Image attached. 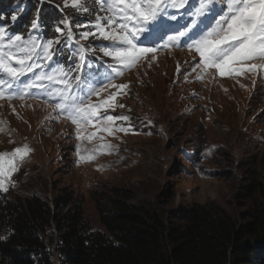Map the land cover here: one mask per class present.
Segmentation results:
<instances>
[{"label": "rangeland", "instance_id": "374dc122", "mask_svg": "<svg viewBox=\"0 0 264 264\" xmlns=\"http://www.w3.org/2000/svg\"><path fill=\"white\" fill-rule=\"evenodd\" d=\"M30 1L0 0L5 10L0 21L4 44L13 35L38 44L58 37L52 63L72 69L70 75L74 76L77 65L83 63V46L86 66L82 75L92 77L106 71L101 65L112 61L99 49L108 42L92 36L81 39V33L90 29L75 26L94 23L97 13L105 14L97 0H87L92 10L87 13L74 8L72 0H36L34 19L39 11L50 13L45 21L50 22L51 33L47 34L51 39L41 21L38 24L34 20L36 29L32 28L34 21H26L28 9H34ZM192 4L196 5V0ZM222 6L226 7L225 0H219L214 11L218 13ZM169 11L177 20L157 26L163 38L144 41L147 46L155 44L156 51L124 70L99 97L90 98V103H100L118 92L113 85H126L119 90L108 115L128 117L112 125L114 129L116 125L127 127V132L115 131L112 135L102 126L88 124L81 126L78 138L77 125L57 107L59 98H50L42 89H25L16 81L14 89H4L0 98V154H11L24 145L31 152L19 163L18 170L3 179L0 199L19 193L23 199L38 196L50 203L59 191H72L83 200L84 217L94 231H104L91 199L100 189L130 192L132 203L139 206L156 204L157 198L169 192L162 200L170 209L215 202L233 216L246 210L247 170L257 168L264 178V70L220 76L216 68L205 70L201 65L193 71L200 57L185 43L186 38L174 46L166 45L169 36L177 35L174 29L199 18L184 16L183 9ZM5 15L11 17L4 20ZM209 22L210 17L204 24ZM70 25L72 38L67 36ZM58 26L65 29L64 35L56 32ZM24 27L28 32L18 33ZM93 48L96 51H89ZM41 71H47V67L36 69L22 80L31 82ZM9 92L14 97L25 95L22 99L10 98ZM92 133L96 135L91 141L84 138ZM105 144L111 149L101 147Z\"/></svg>", "mask_w": 264, "mask_h": 264}, {"label": "trees", "instance_id": "16d2710c", "mask_svg": "<svg viewBox=\"0 0 264 264\" xmlns=\"http://www.w3.org/2000/svg\"><path fill=\"white\" fill-rule=\"evenodd\" d=\"M30 3L34 9H28L26 21H41L51 39L45 21L50 13L39 11L34 19L38 5ZM27 32L24 27L18 33ZM247 171L246 210L236 216L215 202L170 209L162 200L169 192L156 204L139 206L130 192L100 189L91 199L104 231L91 228L83 200L72 191H59L50 203L4 195L0 264H264V178L257 168Z\"/></svg>", "mask_w": 264, "mask_h": 264}, {"label": "snow or ice", "instance_id": "6c2138e0", "mask_svg": "<svg viewBox=\"0 0 264 264\" xmlns=\"http://www.w3.org/2000/svg\"><path fill=\"white\" fill-rule=\"evenodd\" d=\"M218 2L219 0H196V6L192 4V0H97L100 10L105 14L97 13L94 23L90 21L89 24L75 25L77 28L90 29L81 33V39L92 36L108 42L99 51L103 57L111 58L112 63L102 64L106 71L103 74L97 72L92 77L82 75L83 67L86 66V51L83 46L80 51V61L83 63L77 65V74L72 76V69H65L58 62L52 63L54 46L60 42L58 37L38 44L35 41L25 42L21 35H13L7 37L8 43L4 44L5 37L0 33V98L4 97L5 88H15L13 81H16L23 83L25 89H42L50 98H59L61 102L57 107L77 125L78 138H81V126L88 124L102 126L104 131L112 135L115 131L127 132V127L116 125L114 129L112 125L117 120L127 121L128 117L108 115L109 110L113 109L116 95L119 90L126 89V85H113L118 92L100 103H90V98L93 95L99 97L124 70H130L147 53L156 51L155 44L147 46L144 41L149 37L163 38L157 31V26L164 25L168 20H177L170 9H183L184 16L199 18L198 21L190 19L188 23L174 29L177 35L169 36V43L166 45L174 46L181 38H186L185 43L194 48L200 57L193 71L201 65L205 70L216 68L220 76L264 70V63H249L264 61V0H225L226 7L222 6L216 13L214 7ZM72 6L86 13L92 11L88 8L87 0H72ZM209 17L210 22L204 24ZM13 19L16 17L13 16ZM201 24H204L203 28L200 27ZM32 28H37L35 21ZM56 32L64 35L65 29L58 26ZM67 36H73L71 25ZM89 51L94 52L96 49ZM43 67H47V71L35 74L31 82L22 80V77ZM24 95L25 93H21L14 97L9 92L10 98L22 99ZM95 135L96 133H92L84 138L91 141ZM101 147L111 149V145L107 144ZM30 152V147L24 145L14 149L11 154H0V188H3V179L18 170L19 163ZM81 159L85 157L82 156ZM3 190L7 191V188Z\"/></svg>", "mask_w": 264, "mask_h": 264}, {"label": "bare ground", "instance_id": "6f19581e", "mask_svg": "<svg viewBox=\"0 0 264 264\" xmlns=\"http://www.w3.org/2000/svg\"><path fill=\"white\" fill-rule=\"evenodd\" d=\"M34 111H36V110H34Z\"/></svg>", "mask_w": 264, "mask_h": 264}]
</instances>
